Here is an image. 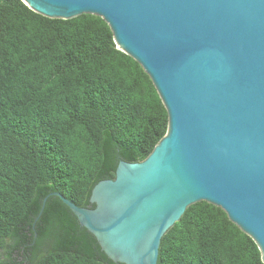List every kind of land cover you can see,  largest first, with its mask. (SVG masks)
<instances>
[{
    "label": "trees",
    "instance_id": "1",
    "mask_svg": "<svg viewBox=\"0 0 264 264\" xmlns=\"http://www.w3.org/2000/svg\"><path fill=\"white\" fill-rule=\"evenodd\" d=\"M166 125L152 81L103 19L0 0V264H123L55 193L94 207L92 187L120 160H143ZM156 264L264 262L221 208L200 201L162 236Z\"/></svg>",
    "mask_w": 264,
    "mask_h": 264
},
{
    "label": "water",
    "instance_id": "2",
    "mask_svg": "<svg viewBox=\"0 0 264 264\" xmlns=\"http://www.w3.org/2000/svg\"><path fill=\"white\" fill-rule=\"evenodd\" d=\"M21 1L48 18L103 19L166 110L151 152L120 160L113 178L92 187L94 207L55 193L108 258L156 264L165 232L205 201L264 262V0Z\"/></svg>",
    "mask_w": 264,
    "mask_h": 264
}]
</instances>
